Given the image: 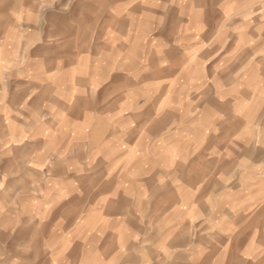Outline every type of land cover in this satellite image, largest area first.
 Returning a JSON list of instances; mask_svg holds the SVG:
<instances>
[{"label":"crops","instance_id":"crops-1","mask_svg":"<svg viewBox=\"0 0 264 264\" xmlns=\"http://www.w3.org/2000/svg\"><path fill=\"white\" fill-rule=\"evenodd\" d=\"M0 264H264V0L0 3Z\"/></svg>","mask_w":264,"mask_h":264},{"label":"rangeland","instance_id":"rangeland-1","mask_svg":"<svg viewBox=\"0 0 264 264\" xmlns=\"http://www.w3.org/2000/svg\"><path fill=\"white\" fill-rule=\"evenodd\" d=\"M23 2V0H17ZM83 0H81L82 2ZM9 2V0H0V3ZM2 12V11H1ZM3 21V18L1 19V22Z\"/></svg>","mask_w":264,"mask_h":264}]
</instances>
